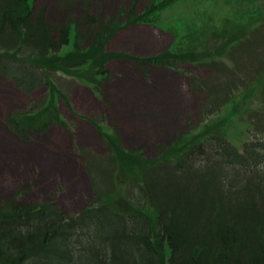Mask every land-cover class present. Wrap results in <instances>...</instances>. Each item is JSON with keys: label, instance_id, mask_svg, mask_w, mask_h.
<instances>
[{"label": "trees", "instance_id": "obj_1", "mask_svg": "<svg viewBox=\"0 0 264 264\" xmlns=\"http://www.w3.org/2000/svg\"><path fill=\"white\" fill-rule=\"evenodd\" d=\"M36 1L0 0V75L25 95L47 90L40 101L30 99L24 110L4 118L23 142L51 127L73 132L58 104L62 100L69 107V93L63 94L53 75L79 81L101 97L114 60H131L145 76L149 66L185 73L180 64L206 65L228 93L217 98L212 112L203 104L195 129L167 144H153L152 158L123 147L118 131L106 124L104 107L83 117L108 148L113 165L104 173L108 190L93 174L91 153L78 147L91 202L73 214L61 212L54 202L57 192L45 202L17 198L0 204V264H264V140L251 137L240 151L227 137L239 110L251 113L253 103L264 101V36L258 34L264 14H248L252 23L247 25L222 15L219 25L213 23L220 13L218 0L211 5L212 16L204 11L208 0H150L139 13L133 0L119 15L121 22L86 13L82 29L90 44L82 48L75 42L71 52L61 54L71 24L51 27L46 8H35ZM186 2L201 9L202 20L196 28L185 23L180 29L185 36L174 38L165 52L148 58L107 52L116 32L133 24L159 27L165 12L182 14L178 6ZM185 12L188 20L193 11ZM170 28L176 27L169 23ZM236 47L244 53H230ZM227 61L233 66L225 67ZM210 80L189 76L190 88L208 93ZM222 109H227L224 115Z\"/></svg>", "mask_w": 264, "mask_h": 264}, {"label": "rangeland", "instance_id": "obj_2", "mask_svg": "<svg viewBox=\"0 0 264 264\" xmlns=\"http://www.w3.org/2000/svg\"><path fill=\"white\" fill-rule=\"evenodd\" d=\"M132 1L133 0H37L34 4L35 8H46L45 20L51 27L57 28L62 24H71L70 41L68 45L61 49V54H65L74 49L75 42L82 48L90 44V35L85 32L86 30L82 29L83 19L86 13L91 14L96 20H112L117 17L119 22H121L123 18L119 15L127 10ZM135 1L136 11L138 13L150 2V0ZM218 2L221 5L219 7V3L217 4L218 13H220L216 16L217 20L213 19V23L220 22L219 25L222 19H224L222 15L230 18L228 20L233 23L247 25L252 23L246 20L248 14H253L257 18L264 14V9H260V6L264 4V0H218ZM213 3L214 0H208L207 9L206 6L204 7V11H207L210 16H212L213 12H216L211 6ZM178 7L182 10V14H176L174 11L165 12V18H163L159 27H157L164 32L166 38L171 39V42L174 38L177 39L184 35V30L180 29L183 28L185 23H193L194 28H196L198 23L202 20L200 17L202 11L200 8H196V6L193 7L192 4H188L187 2ZM185 9L188 12L193 11L191 15L187 16L188 20L184 18V16H186ZM183 18L185 20H183ZM169 23L176 28H170L168 31ZM259 27V36H264V23ZM181 40L182 39H179L178 41ZM251 40L253 41L254 37ZM256 40L257 38L255 37V43ZM261 46L264 47V42ZM239 49V47L233 48L230 53H244L243 50ZM110 51H112L111 48ZM241 61L242 62L239 61L238 63V68L240 70L243 68L244 63L243 60ZM260 63L261 61H259V65ZM233 64L234 63L227 61L225 67L233 66ZM109 66L112 67L113 65L108 64V70L111 75ZM153 67H155V69L158 68L157 70L161 73L159 74L158 72L157 76L151 77L150 72L148 76H145L141 72L142 76L147 81L145 88L141 89V91L139 90L141 97L139 100L141 102L138 100L140 104L145 102L143 103L145 104L144 106H147L146 103H150L153 111L159 113V115L155 116L153 120L150 121L152 131L149 132L147 136V140L150 141L143 146L145 158L154 157L155 153L151 148L153 144H167L175 137H180L188 131L195 129L196 119L194 117L203 104H208V110L212 112L213 107H216L217 103L215 101L217 98L225 96L226 93H228L224 91L226 90L224 82L218 83L214 80L216 75L209 66L205 65L201 68L198 65L189 63L180 64V70H183L185 73L157 66H149L148 70ZM113 74L118 75L116 70ZM189 76L197 77L201 81L212 79L210 82H207L208 93L191 90ZM52 78L59 85L63 94L68 95L69 93L68 98L71 111L62 100H59L58 104L61 115L65 120L71 123L73 132L60 127H51L48 131L60 128L61 131L68 136L67 139L69 141L71 140L70 148L65 147L63 143V140L65 142V138L52 139V142L56 145L55 147L50 139H48V141H46L47 139L44 140V136L37 137L30 142H23L6 128L4 118L7 115L9 116L10 113L16 110H24L30 99L40 101L47 90L45 88H40L30 95H25L16 89L10 81L0 75V204L17 198L18 201L42 202L50 198V193L57 192V197L54 199V202L56 203L58 199V203L56 204L59 206L61 212L64 214H73L87 206L92 198L90 181L83 167L84 162L81 158L82 156L76 149L81 147L91 153L89 154V158L94 161L92 165H95L93 174L106 190H108V178L104 177V173H108L113 165L108 159L109 152L104 143L100 145L95 144V141L100 139L103 142L99 133H96L97 137L87 145H84L85 142L83 143L76 138L77 124L81 122V119H84L83 117L89 118L93 115H89L91 113H86L88 104L82 102L81 98L76 101L73 100L72 94L76 90L75 86L81 85V83L62 74L53 75ZM106 82L107 80L102 86L105 85ZM165 82L173 86V89L171 86L166 88L167 93L164 91V88L167 86ZM79 88L84 90L81 87ZM107 88L106 90H102V95L98 98L99 101L102 100V97L105 102L110 99H107L110 92V89H108L109 91L107 92ZM170 90H172V92H170ZM79 91L78 93H80ZM229 98H232V94H229ZM252 108L251 113L246 111L242 113V111L239 110L237 112L238 115L234 118V124L228 131V140L240 151L242 150L243 142L248 141L251 137H253V140L255 139L257 141L264 140V101L262 99L257 100L253 103ZM226 110L227 109H222L220 114L224 115ZM220 114L216 113L213 116H219ZM83 123L85 122H82V124ZM248 129L251 131L250 134L247 132ZM83 139H89V135H84ZM131 141L132 140L129 139L125 144L122 142L123 147L126 150H138V146H134ZM51 147L54 148V153H57L58 157L60 156L59 159H61V161L58 160L56 163L59 167L58 170L51 166V163H47L49 158L46 153L51 154L49 151ZM96 166H104L106 170L97 169ZM65 171H68L66 175ZM46 173L52 174L51 178L55 175L65 176L56 177L53 182L50 183L45 179ZM7 191L9 192L4 193ZM117 191L125 195L123 189L118 188Z\"/></svg>", "mask_w": 264, "mask_h": 264}, {"label": "crops", "instance_id": "obj_3", "mask_svg": "<svg viewBox=\"0 0 264 264\" xmlns=\"http://www.w3.org/2000/svg\"><path fill=\"white\" fill-rule=\"evenodd\" d=\"M170 44L171 39L166 38L164 33L159 29L150 25L133 24L114 34L107 45V51L109 52L111 48L112 51L110 52H122L138 58H146L164 52L168 49ZM109 64L113 66H109L111 77L105 84L106 88L108 87L107 92L109 91L108 89H110L107 98L110 99L107 102L104 101L107 120L109 124L117 127L123 144L131 139L134 146H138V149H144L143 146L150 141L147 140L149 132L152 131L150 121H152L155 116L159 115L157 111H153L150 103H146L147 106H144L145 104L143 103L145 102L141 104L138 103L139 98H141L140 91L145 88L147 80L144 79L139 68L131 60L112 61ZM157 69H155V67L149 69L151 77L157 76L158 72L159 74L161 73ZM115 70L118 75L113 74ZM105 85L103 86L104 90H106ZM168 86H171L173 89L172 85H167L164 90H167L166 88ZM79 87L84 90H81ZM75 88L76 90L72 94L73 100L76 101L81 98L82 102H86L88 104L86 113H91L89 115H92L102 109L101 102L98 98L95 99L93 92L88 88L82 84L75 86ZM78 91L80 93H78ZM82 122L85 123L82 124ZM48 132L44 135V140L47 139L46 141H48V139H50L52 142V139L65 138V142L63 140V143L65 147L70 148L71 140L69 141L67 139L68 136L65 135L60 128L49 130ZM96 133L98 132L91 124L81 120V122L77 124L75 135L78 140H81L83 143L85 142L84 145H87L97 137ZM84 135H89V139L84 140ZM102 143L101 139L95 141L96 145ZM53 146L55 147L56 145L53 143ZM49 151L51 154L46 153L49 158L47 163H51V166L58 170L59 167L56 163L58 160L61 161V159H59L60 156L58 157V154L54 153L53 147H51ZM67 172L68 171H65V175ZM51 175L52 174H45V179L50 183H52L56 177L65 176L55 175L51 178ZM56 203H58V199Z\"/></svg>", "mask_w": 264, "mask_h": 264}, {"label": "bare ground", "instance_id": "obj_4", "mask_svg": "<svg viewBox=\"0 0 264 264\" xmlns=\"http://www.w3.org/2000/svg\"><path fill=\"white\" fill-rule=\"evenodd\" d=\"M165 84H167V85H171V84H169L168 82H165ZM165 92H166V90H164ZM170 92H172V90H170ZM167 93V92H166ZM9 191H7V192H4V193H8Z\"/></svg>", "mask_w": 264, "mask_h": 264}]
</instances>
